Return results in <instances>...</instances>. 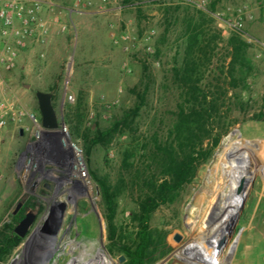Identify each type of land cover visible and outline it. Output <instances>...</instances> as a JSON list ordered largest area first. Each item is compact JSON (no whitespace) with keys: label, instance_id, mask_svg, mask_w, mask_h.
Returning <instances> with one entry per match:
<instances>
[{"label":"rangeland","instance_id":"obj_1","mask_svg":"<svg viewBox=\"0 0 264 264\" xmlns=\"http://www.w3.org/2000/svg\"><path fill=\"white\" fill-rule=\"evenodd\" d=\"M91 1L93 7L80 13L74 7L75 0H45L43 17L49 25L45 41L31 44L19 55L11 71L0 74L18 103L39 118L35 92L52 94L58 129H65L68 140L64 142L75 146L74 158L80 164L76 172L72 168L76 160L70 156L71 171L64 174L66 179H76L81 192L77 200L85 205L80 213H74L69 202L70 215L61 227L39 215L5 264L14 260L18 261L14 264H70L84 249L89 250L83 257L86 261L95 257L101 244L112 264H121L118 256H111L106 249L105 223L92 172L116 175L118 151L125 138L113 143L107 153L95 150L90 157L85 156L82 143L70 135L64 121L65 106L74 105L80 94L87 112L84 126L93 127L94 122H98L104 127L113 115L133 104L135 97L130 90L143 82L139 89L147 84L148 94L138 119L139 141L148 143L154 132L166 134L179 102L171 69L181 52L182 40L180 21L174 18L181 19L184 10L206 12L210 0H204L202 8L191 2L171 1L169 5L180 7L173 16H165L162 4L156 0H141L131 6L123 5V0ZM245 4H248L249 17L244 19L243 30L264 44V0H220L211 15L215 32H220L219 52H223L224 41L230 33L226 23L233 20L236 11ZM150 31H153L151 36ZM122 36L128 39L123 42ZM148 46L151 52L146 51ZM248 56L254 70L247 81L248 89L241 92V96L249 105L245 111L231 105L230 116L236 122L221 139L212 157L199 167L197 177L184 188L179 201L161 207L152 217L151 226L167 231L166 241L171 247L170 253L155 264H264V121L251 119L254 113L264 112V48L257 43L249 44ZM217 58L214 57L205 75L209 80L217 74ZM52 85L54 90L49 91ZM35 131L25 119L20 125H9L0 133V231H6L10 216L25 199H42L51 192L44 186L46 177H38L39 167L32 179L22 175V160ZM233 131L234 135L228 137ZM226 140L227 151L221 154L218 163V154ZM217 163L218 170H215ZM237 164L241 166V173L236 205L230 208L217 241L223 250L200 240L186 245L203 227L209 223L213 227L214 208L221 193L227 192L223 177ZM49 167L54 171L64 170L56 164ZM78 172L85 179H80ZM132 207L131 197L125 196L118 213L120 223H126ZM28 213L32 214L26 209L25 215Z\"/></svg>","mask_w":264,"mask_h":264},{"label":"trees","instance_id":"obj_2","mask_svg":"<svg viewBox=\"0 0 264 264\" xmlns=\"http://www.w3.org/2000/svg\"><path fill=\"white\" fill-rule=\"evenodd\" d=\"M138 1L141 0L122 3L131 6ZM219 1L210 0L206 12L184 10L181 19L174 18L180 21L182 40L181 52L171 69L179 102L166 134L154 132L148 143L139 141L138 119L148 94L147 84L139 89L143 82L130 90L135 97L133 104L113 115L104 127L98 122L93 127L84 126L87 112L80 94L74 105L65 106L64 121L70 135L82 143L85 156L90 157L95 150L107 153L113 143L125 138L118 151L116 175L92 172L105 223L106 249L111 256H123L121 264H155L170 253L167 231L152 227V217L161 207L178 202L184 188L197 177L199 167L212 157L236 122L230 116L231 105L242 111L249 105L241 96L254 70L248 56L249 44L240 34L230 31L223 52H219L220 32H215L211 16ZM162 7L165 16L180 10L169 4ZM215 56L217 74L209 80L205 75ZM251 119L264 121V112L254 113ZM127 195L133 207L122 224L118 213ZM26 206L10 216L6 231H0V264H5L21 244L14 229L24 217Z\"/></svg>","mask_w":264,"mask_h":264},{"label":"built area","instance_id":"obj_3","mask_svg":"<svg viewBox=\"0 0 264 264\" xmlns=\"http://www.w3.org/2000/svg\"><path fill=\"white\" fill-rule=\"evenodd\" d=\"M106 1L101 0L103 3ZM156 1L161 4H169L174 0ZM177 1L179 3L191 2L198 8H202L204 3V0ZM45 4V0H0V74L11 71L15 67L19 55L26 51L31 44H41L45 41L49 32L48 22L43 17ZM74 7L80 13L87 12L93 7V2L91 0H75ZM247 13L248 4H245L236 11L235 18L226 23L227 27L230 31L240 34L248 44L257 43L264 48L263 43L256 41L243 30L244 19L249 17ZM152 34L153 31H150L149 36ZM121 39L124 42L128 37L122 36ZM146 51L151 52V48L148 46ZM127 71L130 72L128 69ZM70 99L71 96L68 97V100ZM25 119L36 128V131L34 138L27 144L26 155L22 160L23 178L35 174L37 167L46 168V164L47 167L54 164L64 168L70 167L72 160L69 152L65 149L64 140L67 139L65 129H58L56 134L44 133L40 125V118L18 103L0 77V133L9 125H20ZM71 146L75 148L73 144Z\"/></svg>","mask_w":264,"mask_h":264},{"label":"flooded vegetation","instance_id":"obj_4","mask_svg":"<svg viewBox=\"0 0 264 264\" xmlns=\"http://www.w3.org/2000/svg\"><path fill=\"white\" fill-rule=\"evenodd\" d=\"M70 168L71 166L68 168L65 167L63 172H61L62 170H57V175L54 174L57 171H54V169H51L50 167H47L46 169L38 168V177H46L45 179L47 180H45L46 182L44 186L46 185V187L49 189V191L51 190V192L46 194L47 197L45 198L39 199L37 197H29L21 203L20 207L26 204L28 205L26 206V209L30 210L34 216L33 221L37 220L39 215L42 214L43 218L48 217L49 221L55 223L56 227H61L67 222L68 215H70V213L67 211L69 202L72 204L71 207L74 213H80L85 209L83 202H78L77 200L79 195H81V192H79L78 188L80 186L78 183H76V179H66L65 177L64 172L71 171ZM34 175L35 174H33L30 179H32ZM33 185L34 182L32 183V186ZM44 192L46 193L45 190H43V193ZM66 194V198L63 197V199H57L59 196ZM18 210L19 209H17V211ZM72 218L73 214L70 216L67 228L71 224Z\"/></svg>","mask_w":264,"mask_h":264},{"label":"bare ground","instance_id":"obj_5","mask_svg":"<svg viewBox=\"0 0 264 264\" xmlns=\"http://www.w3.org/2000/svg\"><path fill=\"white\" fill-rule=\"evenodd\" d=\"M233 135H234V131L231 134H229L228 137H231ZM65 149H67V151L69 152L71 159L74 158V156L76 155V150L73 147H70V145H68L67 143ZM226 151H227V146H225V148H222V151L218 154V163L220 162L221 154H223ZM74 159L76 160L74 161L75 166H72V168L75 169L77 172L79 171L80 164L76 158ZM218 163L214 166L215 170H218ZM240 173H241V166L237 164L233 167L231 172H229L227 175L223 177V179L225 178L224 185L227 187V192L221 193L220 200L217 203L216 208H214L216 212H214L213 219L211 220L213 221V227H211L210 226L211 224L209 223L206 228L203 227L200 230V232L192 238L190 243L186 245L192 244L193 242L200 240V241H204L206 244L210 245L215 249L223 250L219 246L220 244L217 242L220 235L219 229L226 224L227 219L229 217L230 208H233L236 205L235 194L238 187V180ZM78 177L82 180L85 179L79 172H78ZM37 231L39 232V229ZM88 252L89 250L84 249L83 251H81V254L78 257L72 259L70 264H112V261L110 257H108V255L106 254L104 246L102 244L98 248L95 257L85 261L83 260V257L87 255ZM12 263L13 264L18 263V261L14 260L12 261Z\"/></svg>","mask_w":264,"mask_h":264},{"label":"water","instance_id":"obj_6","mask_svg":"<svg viewBox=\"0 0 264 264\" xmlns=\"http://www.w3.org/2000/svg\"><path fill=\"white\" fill-rule=\"evenodd\" d=\"M35 97L37 100L38 109L40 112V125L44 133H57L58 129V122L56 113L52 104V94L49 92L44 91H36ZM20 135L22 134V130L19 131ZM247 185V182H244ZM247 187V186H246ZM98 193V191H97ZM21 204L18 205V208ZM17 208V209H18ZM15 213V212H14ZM33 215L28 213L26 214L17 224L14 229L15 234L23 238L27 231L29 230L30 226L33 222ZM43 231H47L46 228L42 229ZM178 239V237H176ZM124 260L123 256L118 257V263H122Z\"/></svg>","mask_w":264,"mask_h":264}]
</instances>
